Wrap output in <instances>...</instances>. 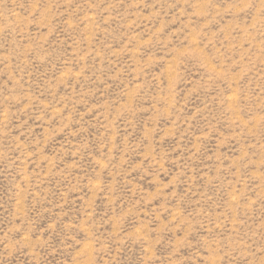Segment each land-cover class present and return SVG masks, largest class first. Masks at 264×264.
I'll return each mask as SVG.
<instances>
[{"label":"rangeland","instance_id":"374dc122","mask_svg":"<svg viewBox=\"0 0 264 264\" xmlns=\"http://www.w3.org/2000/svg\"><path fill=\"white\" fill-rule=\"evenodd\" d=\"M0 264H264V0H0Z\"/></svg>","mask_w":264,"mask_h":264}]
</instances>
